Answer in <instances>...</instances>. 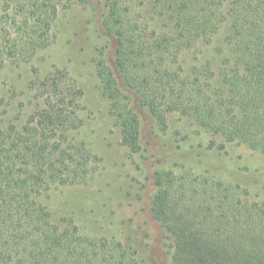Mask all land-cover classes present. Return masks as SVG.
<instances>
[{
    "label": "trees",
    "instance_id": "trees-1",
    "mask_svg": "<svg viewBox=\"0 0 264 264\" xmlns=\"http://www.w3.org/2000/svg\"><path fill=\"white\" fill-rule=\"evenodd\" d=\"M0 68L29 63L53 40L59 13L86 0H1ZM109 60L97 62L103 97L132 154L141 151L140 109L162 130L170 114L210 138L209 149L247 146L264 157V0H106ZM233 58L213 85L208 65L185 72L181 56L209 46L224 24ZM30 102L0 85V264H145L116 238H91L55 220L43 194L81 185L101 159L72 134L83 91L68 72L32 70ZM28 107V108H27ZM156 173L153 218L171 264H264V203L207 173Z\"/></svg>",
    "mask_w": 264,
    "mask_h": 264
},
{
    "label": "rangeland",
    "instance_id": "rangeland-1",
    "mask_svg": "<svg viewBox=\"0 0 264 264\" xmlns=\"http://www.w3.org/2000/svg\"><path fill=\"white\" fill-rule=\"evenodd\" d=\"M2 4V1L0 0ZM106 0L77 2L62 10L52 30L51 45L32 62L0 68L1 88L12 87L30 102L27 88L33 69L41 77L59 69L69 73L83 91L82 127L73 132V141L83 143L101 159L95 176L81 185L53 186L41 197L55 220L72 219L91 238H116L133 246L145 264H171L164 246V232L153 218L152 200L157 192L155 176L160 171L214 176L225 183L238 184L250 192L252 200L264 203V157L247 146L229 145L225 150L209 149V136L191 120L170 114L168 128H159L143 109L141 151L132 154L122 143L109 102L99 87L97 62L107 55L109 38L102 31ZM229 25L222 26L209 46L187 50L181 56L185 72L208 65L214 73L213 85L221 84L224 61L233 58L226 38ZM28 108V107H27Z\"/></svg>",
    "mask_w": 264,
    "mask_h": 264
}]
</instances>
